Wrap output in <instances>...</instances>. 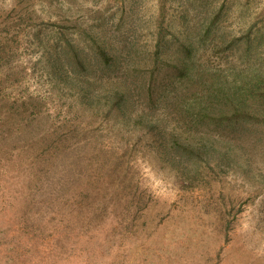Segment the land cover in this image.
<instances>
[{
  "label": "rangeland",
  "instance_id": "rangeland-1",
  "mask_svg": "<svg viewBox=\"0 0 264 264\" xmlns=\"http://www.w3.org/2000/svg\"><path fill=\"white\" fill-rule=\"evenodd\" d=\"M0 264H264V0H0Z\"/></svg>",
  "mask_w": 264,
  "mask_h": 264
}]
</instances>
